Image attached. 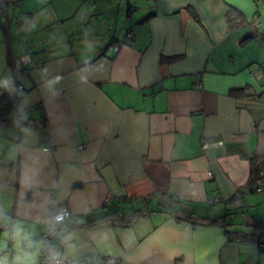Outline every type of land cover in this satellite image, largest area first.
<instances>
[{
	"label": "crops",
	"instance_id": "obj_1",
	"mask_svg": "<svg viewBox=\"0 0 264 264\" xmlns=\"http://www.w3.org/2000/svg\"><path fill=\"white\" fill-rule=\"evenodd\" d=\"M3 1L0 96L18 105L0 125V235L21 224L41 244L52 212L65 207L60 242L70 258L264 264L249 225L264 218V195L238 191L264 173V73H255L264 65V0H107L119 2L113 23L95 11L103 0ZM128 31L132 40L115 51ZM216 138L222 148H201ZM159 192L226 225L162 211L127 227L85 224L106 204L131 210Z\"/></svg>",
	"mask_w": 264,
	"mask_h": 264
},
{
	"label": "trees",
	"instance_id": "obj_2",
	"mask_svg": "<svg viewBox=\"0 0 264 264\" xmlns=\"http://www.w3.org/2000/svg\"><path fill=\"white\" fill-rule=\"evenodd\" d=\"M132 11H133L132 6L128 5L127 13L129 14V12ZM153 14L154 11H149L145 13L143 16H141L137 22H145ZM259 66L261 67L264 65H259ZM17 105H18L17 98H12L6 96L5 94L0 96V125L17 108ZM43 124L44 121L42 120L38 122L37 125L39 127H42ZM255 172L256 170L254 171L253 177L249 183L253 182L254 178L258 175V173ZM250 192H253V190H251ZM154 195L160 196L154 204H152L150 200L144 198L138 201L137 203L138 206L134 207L131 210H122L117 207L115 208L113 206V203L106 204L104 205V210L101 212V214L95 217H88L85 221V224L98 225L103 222H110L111 224L118 227H127L132 223H134L135 221H137L138 219H140L141 217H143L147 212L162 211L168 213L171 217H173L175 220L178 221L189 220L193 223H196L197 221H201V222L205 221L209 223L221 224L223 227L226 225L224 218L222 216H218V215L211 216L210 214H204L203 212L201 213L200 209H202V207L198 208L197 205L190 204L184 200H181L180 198H178L173 194L167 192H159V193H155ZM249 225L252 226L253 232L255 233V239H254V243H255L257 238L264 236V218L254 219L251 222H249ZM61 228L62 226L60 225V230ZM227 235L229 236L230 240L237 238V236H239L238 239H242V240H248L250 238L249 235H240L237 233L230 234L228 231H227ZM59 241H60V234H59ZM61 248L62 245L60 242V249Z\"/></svg>",
	"mask_w": 264,
	"mask_h": 264
},
{
	"label": "built area",
	"instance_id": "obj_3",
	"mask_svg": "<svg viewBox=\"0 0 264 264\" xmlns=\"http://www.w3.org/2000/svg\"><path fill=\"white\" fill-rule=\"evenodd\" d=\"M0 18L1 22L5 25L7 23L6 14H5V2L0 0ZM260 25V19L258 15H255L250 22L249 26L252 30H256ZM133 38L132 32L128 31L125 34L124 41L114 43L113 49L118 51L120 47L126 42H130ZM27 57V55H25ZM25 62V61H23ZM255 73L262 74L264 73V66H259L255 69ZM17 89L20 92L24 91L22 85H18ZM44 149H49V146H43ZM223 147V141L220 138L216 139H202L201 148L207 152ZM251 190L256 192H261L264 190V173L258 172V175L254 178L253 182L244 185L238 189L241 193L250 192ZM112 196H108L106 201H110ZM218 197H212L208 200L209 205L214 206L219 202ZM71 217V212L65 208H58L52 212L50 221L46 225L45 230L41 234V247L38 264H56V261L59 260L60 264H93L98 260V258L89 253H82L77 258H70L65 256L60 249V225L64 221L68 220ZM4 224L0 219V230L4 229ZM256 246L259 250L264 252V236L257 238L255 241ZM59 252L60 256L57 257L56 253ZM103 261L106 264H119V258H104Z\"/></svg>",
	"mask_w": 264,
	"mask_h": 264
},
{
	"label": "clouds",
	"instance_id": "obj_4",
	"mask_svg": "<svg viewBox=\"0 0 264 264\" xmlns=\"http://www.w3.org/2000/svg\"><path fill=\"white\" fill-rule=\"evenodd\" d=\"M9 243L12 245L11 252ZM40 247L39 243L30 239L23 225L14 224L11 231L0 235V264H37ZM56 255L59 257L60 253ZM56 264H60V261L57 260Z\"/></svg>",
	"mask_w": 264,
	"mask_h": 264
},
{
	"label": "rangeland",
	"instance_id": "obj_5",
	"mask_svg": "<svg viewBox=\"0 0 264 264\" xmlns=\"http://www.w3.org/2000/svg\"><path fill=\"white\" fill-rule=\"evenodd\" d=\"M91 1H94V0H91ZM96 1V0H95ZM109 1V0H108ZM89 4H90V2L88 3V5H87V8L86 9H84V10H88V7H89ZM104 4L105 5H107V6H104ZM118 4H119V2H117V3H112V2H107V0H103L102 1V3L100 4V8H96L95 9V11L97 10V9H105V15H104V17H107V16H109V17H111L112 18V20H111V22L113 21V22H115V19L116 18H118V12H117V6H118ZM122 7H123V4L122 3H120V8L122 9ZM94 11V12H95ZM116 17V18H115ZM122 21V20H121ZM112 22V23H113ZM10 32L12 33V35L15 37V35H14V33H15V29H14V25L13 24H11L10 25ZM19 35H17L16 37H18ZM16 39V38H15ZM41 48H43V47H41ZM40 48V49H41ZM31 51H28V54L30 53ZM28 58V56L26 57V56H24L23 58H22V60H26ZM50 147V146H49ZM43 149H44V147H43ZM44 150H46V149H44ZM47 150H50V148L49 149H47ZM261 193V194H260ZM247 195H249L250 197L249 198H251V199H254L256 196H260V195H264V190H262L261 192H256V191H253V192H247ZM261 199V198H260ZM262 209H264V207H262ZM235 216H236V219H237V221H240V211H238L236 214H235ZM231 221L233 222V219H231ZM234 221H235V219H234ZM232 222H230V223H232ZM4 224V223H3ZM4 227H5V225H4ZM2 230V229H1ZM41 238V237H40ZM40 241H41V239H40ZM75 259V258H74ZM120 264V263H119Z\"/></svg>",
	"mask_w": 264,
	"mask_h": 264
},
{
	"label": "water",
	"instance_id": "obj_6",
	"mask_svg": "<svg viewBox=\"0 0 264 264\" xmlns=\"http://www.w3.org/2000/svg\"><path fill=\"white\" fill-rule=\"evenodd\" d=\"M38 52H39L38 50H36V51H31L30 54H31V55H34V54H36V53H38Z\"/></svg>",
	"mask_w": 264,
	"mask_h": 264
}]
</instances>
